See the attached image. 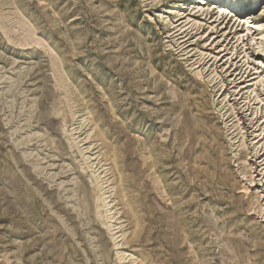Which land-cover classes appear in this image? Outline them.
<instances>
[{
    "label": "rangeland",
    "instance_id": "obj_1",
    "mask_svg": "<svg viewBox=\"0 0 264 264\" xmlns=\"http://www.w3.org/2000/svg\"><path fill=\"white\" fill-rule=\"evenodd\" d=\"M225 1L0 0V264H264V0Z\"/></svg>",
    "mask_w": 264,
    "mask_h": 264
},
{
    "label": "bare ground",
    "instance_id": "obj_2",
    "mask_svg": "<svg viewBox=\"0 0 264 264\" xmlns=\"http://www.w3.org/2000/svg\"><path fill=\"white\" fill-rule=\"evenodd\" d=\"M212 0H200V2L199 3H201V4H205V5H209L210 4V2H211ZM222 0H215V3H213L214 4V6H215V8L218 6V8H219V11L220 12H223V13H225V14H227V15H231L232 17H235V18H241V15L243 14V9H245L246 8V6H244L243 4L245 3V2H243V3H241V4H237L236 5V3H234L233 1H230V3H226V1L225 2H221ZM228 4V5H227ZM230 4V5H229ZM241 5H243V7L242 8H239V6H241ZM245 20H247L246 21V23L245 24H247V25H249V24H254V25H259V24H255L254 22H249V20H252V19H258V17H257V14L256 13H250V14H247V15H245ZM249 29V28H248ZM256 29H257V27H256ZM264 33V32H263ZM263 37H264V35H263ZM261 51L263 52V53H261V56H264V48H263V46L261 47ZM258 72H256L250 79H248V80H245V81H243V82H241V83H239V84H237V85H232V88H237V86H240L241 88H240V92L242 91V90H244V89H246L247 88V86L246 85H248V84H251V81H253V80H255L257 77H255L256 76V74H257ZM261 73L262 72H260V75H261ZM250 74V73H249ZM251 75V74H250ZM250 77V76H249ZM227 91H228V89H226ZM225 90V91H226ZM244 96V95H243ZM260 137V136H259Z\"/></svg>",
    "mask_w": 264,
    "mask_h": 264
}]
</instances>
